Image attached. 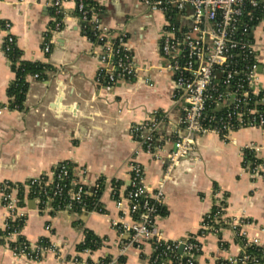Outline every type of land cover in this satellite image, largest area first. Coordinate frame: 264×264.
Returning <instances> with one entry per match:
<instances>
[{
	"label": "crops",
	"instance_id": "0c3cea01",
	"mask_svg": "<svg viewBox=\"0 0 264 264\" xmlns=\"http://www.w3.org/2000/svg\"><path fill=\"white\" fill-rule=\"evenodd\" d=\"M96 1L104 7V23L115 33L127 34V44L138 67L136 77L118 81L113 90L97 82L101 48L83 32L76 0L64 2L62 25L51 34L52 51L48 55L43 51V41L55 25L53 0H0V17L12 22L11 33L23 58L46 65L42 79L29 77L24 109H10L9 87L15 72L3 49L4 34H0V183L9 181L25 188L23 197L29 204L32 199L26 184L34 176L51 174L64 161L87 168V185L104 181V211L52 214L42 213L34 205L23 236L32 241L47 237L64 249L67 258L79 255L95 262L107 256H124L125 264H149L150 244L122 250L127 237L113 226L121 211L111 187L118 182L121 195L125 194L130 179L128 161L132 157L142 164L150 191L157 189L167 173L168 155L174 150L173 136L182 112L172 98L173 78L162 68L159 52L165 16L142 0ZM256 35L264 44V31L258 28ZM260 57L264 85V55ZM156 110L167 112L168 119L157 133L160 149L150 154L136 142L131 127ZM250 143L264 145V130L242 128L232 132L229 139L214 132L197 136L193 151L164 182V211L157 217V225L165 239L198 233L213 205L214 191L219 188L228 194L227 215L246 216L250 237H259L264 244V173L253 178L243 165L244 149ZM259 157L264 161V150ZM6 215L7 209L0 204V228ZM48 223L53 226L51 231L45 228ZM87 231L102 238L104 244L86 253L79 251L78 245L85 240ZM222 236L226 249L220 248L218 236L200 238L201 264H217L218 258L240 252L232 229H225ZM0 264L72 263L53 253L40 262L18 259L0 244Z\"/></svg>",
	"mask_w": 264,
	"mask_h": 264
},
{
	"label": "built area",
	"instance_id": "2783aa9c",
	"mask_svg": "<svg viewBox=\"0 0 264 264\" xmlns=\"http://www.w3.org/2000/svg\"><path fill=\"white\" fill-rule=\"evenodd\" d=\"M65 1L53 0L51 4L56 19L43 41V51L47 55L52 51L51 34L62 25ZM142 1L165 16L159 52L162 68L173 78L172 98L182 114L173 136L174 150L168 155L167 173L155 191L149 190L144 168L135 157L128 161L130 179L125 194L121 195L118 182L112 183V195L121 211L113 226L121 236L127 237L122 250L150 244L149 264H201L199 256L203 244L200 238L210 234L218 236L220 248L226 249L227 242L222 234L230 228L241 250L227 258H218L217 264H264V244L259 237H250L246 229L250 221L246 216L230 218L227 215L228 194L219 188L214 191L213 205L205 214L198 233L168 240L157 225L165 197L164 182L173 168L193 151L197 136L214 132L229 139L232 132L242 128L264 130V85L261 82L263 70H260L264 44L256 35L258 28L264 31V0ZM76 11L83 32L101 48L98 84L113 90L118 81L136 77L138 67L127 44V34L113 32L104 23L101 9L89 6L87 0H76ZM12 26L11 21L0 17L3 49L11 62L10 54L17 47ZM33 78L41 79V76L36 73ZM167 119V112L156 110L131 127L134 139L146 152L156 154L160 149L157 133ZM263 150L264 145L256 143L244 149L243 165L253 178L264 173V161L259 157ZM86 174L85 167L70 161L61 162L53 173L39 174L27 182L29 198L42 213L104 211L101 203L104 181L99 179L89 186L84 180ZM22 189L25 190L9 181L0 183V204L7 209L0 228V244L6 245L15 258L31 262H40L53 253L72 264H87L89 260L79 255L67 258L64 249L47 237L32 241L23 236L30 207ZM45 228L51 231L53 226L48 223ZM85 241L86 238L82 243ZM100 244H104L103 239ZM118 259L103 257L95 263L118 264Z\"/></svg>",
	"mask_w": 264,
	"mask_h": 264
},
{
	"label": "trees",
	"instance_id": "16d2710c",
	"mask_svg": "<svg viewBox=\"0 0 264 264\" xmlns=\"http://www.w3.org/2000/svg\"><path fill=\"white\" fill-rule=\"evenodd\" d=\"M89 6L94 7L96 10L101 9V13H104V7L100 5L96 0H87ZM88 34L92 35L91 30H88ZM22 51L16 47L13 52L10 54L12 57V69L15 72V78L9 87V108L10 109H18L22 110L25 107V100L27 97V93L30 87L29 77L33 76L36 73H39L41 79L44 77V69L46 67L45 64L41 62H35L26 60L22 56ZM1 106V105H0ZM247 157L251 159V155L248 153ZM23 194V189L21 190ZM164 211V208H161L160 214ZM100 238L98 235L94 234L92 231L86 232V241L85 243H81L78 245V250H83L85 248H90L92 250H96L100 248L103 244H100ZM107 260L111 258V256L106 257ZM126 258L124 256L118 259V264H125ZM87 264H97L91 260L88 261Z\"/></svg>",
	"mask_w": 264,
	"mask_h": 264
},
{
	"label": "water",
	"instance_id": "95a60500",
	"mask_svg": "<svg viewBox=\"0 0 264 264\" xmlns=\"http://www.w3.org/2000/svg\"><path fill=\"white\" fill-rule=\"evenodd\" d=\"M260 70H261V71L263 70V65L260 66ZM34 205H35L34 200H30V201H29V207H30V208H34ZM182 248H183V247H182ZM182 248H181V251H182Z\"/></svg>",
	"mask_w": 264,
	"mask_h": 264
},
{
	"label": "rangeland",
	"instance_id": "374dc122",
	"mask_svg": "<svg viewBox=\"0 0 264 264\" xmlns=\"http://www.w3.org/2000/svg\"><path fill=\"white\" fill-rule=\"evenodd\" d=\"M261 55H262V57H263V55H264V48L262 49Z\"/></svg>",
	"mask_w": 264,
	"mask_h": 264
}]
</instances>
